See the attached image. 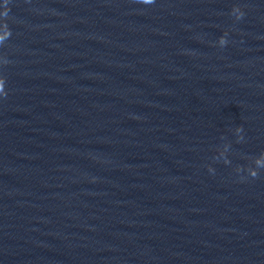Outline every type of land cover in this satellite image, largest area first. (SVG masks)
<instances>
[{"label":"clouds","instance_id":"1","mask_svg":"<svg viewBox=\"0 0 264 264\" xmlns=\"http://www.w3.org/2000/svg\"><path fill=\"white\" fill-rule=\"evenodd\" d=\"M140 2L145 3V4H150V3L153 2V0H140ZM237 10H238V9H237ZM238 11H239V10H238ZM238 18H239V17H238ZM9 35H10V32H9V30L7 29V27L5 26L4 29H3V31H0V43H2L4 40H6V39L9 37ZM225 42H226L225 39L222 37V38L220 39V44L223 45V44H225ZM0 93H3V94L6 95L5 90H4V87H3V84H0ZM261 155H264V153H262ZM256 159L259 160L260 157H258V158H256ZM256 168H257V169H258V168H264V163H259V164H257V165H256ZM255 175H257V172H256ZM255 175H253V176H255Z\"/></svg>","mask_w":264,"mask_h":264}]
</instances>
